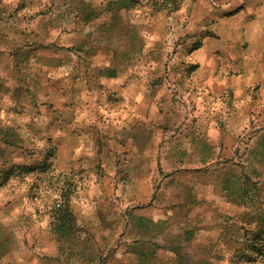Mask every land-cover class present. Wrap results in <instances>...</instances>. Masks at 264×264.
Instances as JSON below:
<instances>
[{
	"label": "rangeland",
	"instance_id": "rangeland-1",
	"mask_svg": "<svg viewBox=\"0 0 264 264\" xmlns=\"http://www.w3.org/2000/svg\"><path fill=\"white\" fill-rule=\"evenodd\" d=\"M230 4L0 0V264H264V79L197 34Z\"/></svg>",
	"mask_w": 264,
	"mask_h": 264
},
{
	"label": "crops",
	"instance_id": "crops-1",
	"mask_svg": "<svg viewBox=\"0 0 264 264\" xmlns=\"http://www.w3.org/2000/svg\"><path fill=\"white\" fill-rule=\"evenodd\" d=\"M228 3L237 4H230V7H236V9L230 13L231 17L224 24V28L222 30H198L197 34L218 36L217 44L221 45L220 47L231 56H237L234 62H229L230 59L226 61L228 67H233L240 73L234 77H228L229 82L237 83V85L245 83L244 77L249 71L250 80L248 81L250 82L248 83H255V81L264 79V0H250L249 2L228 0ZM205 38L203 39L204 48L200 52L204 56L212 52L211 46L216 45L213 37Z\"/></svg>",
	"mask_w": 264,
	"mask_h": 264
}]
</instances>
